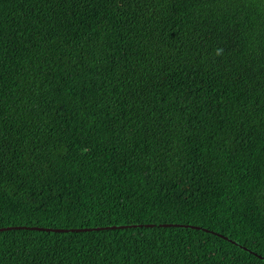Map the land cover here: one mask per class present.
Masks as SVG:
<instances>
[{"label": "trees", "instance_id": "obj_1", "mask_svg": "<svg viewBox=\"0 0 264 264\" xmlns=\"http://www.w3.org/2000/svg\"><path fill=\"white\" fill-rule=\"evenodd\" d=\"M5 227L64 231L0 264H264V0H0Z\"/></svg>", "mask_w": 264, "mask_h": 264}, {"label": "water", "instance_id": "obj_2", "mask_svg": "<svg viewBox=\"0 0 264 264\" xmlns=\"http://www.w3.org/2000/svg\"><path fill=\"white\" fill-rule=\"evenodd\" d=\"M12 229H29V230H38V231H46V232H63L64 230L62 229H46V228H38V227H5V228H0V231L4 230H12ZM101 228H95V230H98ZM90 231V229H71L68 230L67 232H87Z\"/></svg>", "mask_w": 264, "mask_h": 264}, {"label": "clouds", "instance_id": "obj_3", "mask_svg": "<svg viewBox=\"0 0 264 264\" xmlns=\"http://www.w3.org/2000/svg\"><path fill=\"white\" fill-rule=\"evenodd\" d=\"M216 36H217V38H218V33H216ZM170 226H172V225H163V227H170ZM133 227H135V226H133ZM138 227H141V225L140 226H138ZM107 228H110L111 230H116V229H120V228H126V227H124V226H110V227H107ZM101 229H103V228H101Z\"/></svg>", "mask_w": 264, "mask_h": 264}]
</instances>
